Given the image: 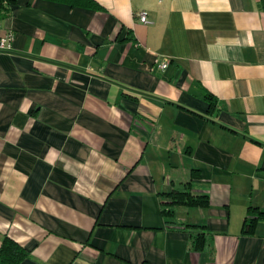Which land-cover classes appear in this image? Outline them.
Segmentation results:
<instances>
[{"label": "crops", "instance_id": "1", "mask_svg": "<svg viewBox=\"0 0 264 264\" xmlns=\"http://www.w3.org/2000/svg\"><path fill=\"white\" fill-rule=\"evenodd\" d=\"M96 1L0 17V247L30 250L20 264H264V218L243 233L264 210L260 1ZM184 187L209 203L167 223ZM199 228L210 249L190 246Z\"/></svg>", "mask_w": 264, "mask_h": 264}, {"label": "trees", "instance_id": "2", "mask_svg": "<svg viewBox=\"0 0 264 264\" xmlns=\"http://www.w3.org/2000/svg\"><path fill=\"white\" fill-rule=\"evenodd\" d=\"M17 0H0V17L10 13L12 6ZM70 4L71 6H82L95 10L102 9V6L96 0H57ZM264 11V0H259ZM209 100L214 97L208 94ZM215 105V104H214ZM213 106V105H212ZM168 194L169 201H161L162 211L167 223L172 222V216L178 206H206L209 203V197L206 194H196L189 187L173 189ZM249 214L243 224V233L249 234L254 230L255 222L258 218H264V210L259 207H250ZM199 226V225H193ZM202 227V226H201ZM190 246L194 250L210 249L213 245V236L202 228L191 230ZM30 255V250L26 249L12 238L6 237L0 247V264H20Z\"/></svg>", "mask_w": 264, "mask_h": 264}, {"label": "built area", "instance_id": "3", "mask_svg": "<svg viewBox=\"0 0 264 264\" xmlns=\"http://www.w3.org/2000/svg\"><path fill=\"white\" fill-rule=\"evenodd\" d=\"M139 16H140V20H141L143 23H148L149 19H148V15H147V12H146V11H141V12L139 13ZM4 45H5V40L2 39V40L0 41V48H1V47H4ZM168 64H169V61H168V60H165V61H163V62L161 63V66H162V67H167Z\"/></svg>", "mask_w": 264, "mask_h": 264}]
</instances>
